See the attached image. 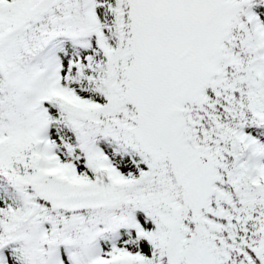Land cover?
<instances>
[{"label": "snow or ice", "instance_id": "1", "mask_svg": "<svg viewBox=\"0 0 264 264\" xmlns=\"http://www.w3.org/2000/svg\"><path fill=\"white\" fill-rule=\"evenodd\" d=\"M0 264H264V0H0Z\"/></svg>", "mask_w": 264, "mask_h": 264}]
</instances>
